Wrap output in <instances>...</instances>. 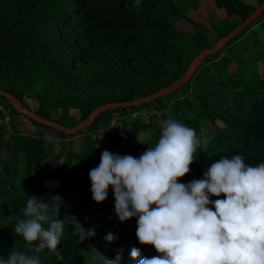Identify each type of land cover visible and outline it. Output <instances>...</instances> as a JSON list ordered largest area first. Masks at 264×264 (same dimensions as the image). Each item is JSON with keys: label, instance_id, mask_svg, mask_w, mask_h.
<instances>
[{"label": "trees", "instance_id": "obj_1", "mask_svg": "<svg viewBox=\"0 0 264 264\" xmlns=\"http://www.w3.org/2000/svg\"><path fill=\"white\" fill-rule=\"evenodd\" d=\"M214 2L227 19L209 26L217 33L211 42L206 28L188 14L190 8H198L197 0H140L139 7L136 0H0V87L38 116L74 127L103 104L132 101L172 84L195 56L213 47L258 8L246 0ZM262 19L264 12L207 56L181 87L190 91L175 100L173 109L179 122L195 129L201 147L190 172L178 182L203 178L209 165L221 157L239 154L250 166L264 162V60L251 54L252 48L262 44L248 37L257 34L253 28ZM183 22L195 31L181 29ZM233 63L236 66L230 70ZM181 88L139 106L107 110L74 134L31 121L61 137H72L108 122L115 111L127 116L130 110L153 108L164 116L165 97ZM156 120H137L131 126L127 119L123 121L140 155L161 135ZM149 128H154L152 143L139 142L137 135ZM77 156L70 152L69 161ZM62 157L52 138L14 133L0 123V260H6L10 252H22L39 257L40 264H103L102 257L112 259L122 250L120 264H139L140 259L160 255L154 246L139 243L136 217L121 222L114 208H103V202L92 199L89 176H75L82 188L65 178L53 184ZM57 195L62 198L59 219L75 216L85 229L95 227L96 232L81 242L72 224H66L57 249L63 260L47 248L35 252L33 243L14 231L16 218L27 219L24 209L29 197L47 202L51 217L57 218L59 202L52 199ZM223 198L224 194L210 196L213 201ZM209 207L214 210L213 205ZM102 210L112 224L110 230L101 223ZM9 214L14 219L5 222ZM109 232L117 237L112 242L104 240ZM133 248L139 249L136 258L130 255Z\"/></svg>", "mask_w": 264, "mask_h": 264}, {"label": "clouds", "instance_id": "obj_2", "mask_svg": "<svg viewBox=\"0 0 264 264\" xmlns=\"http://www.w3.org/2000/svg\"><path fill=\"white\" fill-rule=\"evenodd\" d=\"M200 147L195 129L176 119L163 120L158 141L139 157L107 149L101 153L99 165L89 172L92 199L97 204L105 201L111 186L120 221L137 218L139 243L154 246L160 254L140 259L139 264H264V162L250 166L239 154L221 157L203 178L178 182L190 172ZM221 194L225 198L210 199ZM52 199L59 202L57 218L51 217L47 202L29 197L27 219L16 218L14 231L33 243L35 252L47 248L63 260L57 249L66 224H72L81 242L96 232L95 227L85 229L75 216L59 219L62 198ZM13 219L5 216V222ZM116 238L109 232L104 240ZM122 255L121 250L112 259L104 256L103 264H120ZM130 255L138 257L139 249L133 248ZM0 264H40V260L10 252Z\"/></svg>", "mask_w": 264, "mask_h": 264}, {"label": "rangeland", "instance_id": "obj_3", "mask_svg": "<svg viewBox=\"0 0 264 264\" xmlns=\"http://www.w3.org/2000/svg\"><path fill=\"white\" fill-rule=\"evenodd\" d=\"M197 1L199 2L198 8H190L188 10V14L192 18L200 22L203 28H206L208 38L211 40V42H214L217 38V33L210 30L209 26L214 22H219L223 19H227V14L216 7L214 0ZM246 1L252 4L253 6L259 7L256 0ZM180 28L190 32L195 31L194 27L189 22L181 23ZM253 30L257 32V36L249 35V39L253 41L254 37H256V39H258V41L262 44V47L259 49L252 48L251 54H255L256 58H261L262 60H264V19H262L261 22L253 28ZM223 55H228V52L224 51ZM259 63H261V60ZM235 66L236 64L233 63L229 67V69L233 70ZM253 67H255V64L252 65V68ZM189 91L190 89L186 86L184 88H181L179 92L173 94L172 96L165 97L164 116H161L162 112L157 111L153 108H141L137 111L130 110L128 112V115L124 116L123 119H127V122L130 124V126L134 124L137 120L143 123H148L151 120L155 121V119H157L156 121L158 122V126L156 125L155 127H159L161 129V122L163 120L170 118L178 120L176 113L173 109V105L176 99L186 96ZM115 113L117 112L112 113V115H114ZM0 123L7 125L9 130L14 133H20L25 135H45L54 140L55 151L63 153V157L59 161L60 170L51 179V182L55 185H59L60 180H63L65 178L69 180V183H73L76 188H79V186L80 188H82L83 186L81 187L79 181L77 180V178H75V176L79 174L89 176L90 170L99 165L101 153L105 149L112 153L120 154L122 156L125 154L132 155L133 157L140 156L139 148L135 147L130 139L125 142L118 137H112L110 135H107L102 140L99 139V130L105 124H107V122H99L95 128L87 130L83 134H77L72 137H61L57 132L39 126L35 122L31 121V119L25 116L24 114H16L9 101L1 95ZM153 133L154 128L143 130L137 135V140L145 144H150L153 140ZM94 137H96L97 139H93ZM130 147L132 148L129 151ZM72 151L78 154V156L75 159L69 161L70 152ZM89 188L91 189V181L89 184ZM114 204L115 200L113 190L111 186H109L108 196L106 200L103 201V208H114ZM101 219V223L104 228L106 226V229L109 228L110 230L112 224L107 219L103 210L101 214Z\"/></svg>", "mask_w": 264, "mask_h": 264}, {"label": "water", "instance_id": "obj_4", "mask_svg": "<svg viewBox=\"0 0 264 264\" xmlns=\"http://www.w3.org/2000/svg\"><path fill=\"white\" fill-rule=\"evenodd\" d=\"M264 12V2H262L257 10L251 14L248 18L244 20L243 23H241L238 27H236L234 30L229 32L227 35L224 37L220 38L216 44L213 47L210 48H205L203 49L195 58L192 60L191 64L189 65L187 71L185 74L173 82L172 84L161 88L160 90L153 92L149 95L142 96L140 98H136L132 101H124V102H115V103H107L103 104L97 108H95L89 115V118L77 124L74 127H67L61 123H58L56 121H53L51 119H47L41 116H38L35 112L30 110L29 108L19 105L20 103L17 101V99L9 92L3 90L0 87V95L5 97L9 103L11 104L12 107H14L16 110H18L21 114H24L28 118L35 120L37 122H40L42 124L48 125L56 130L62 131L66 134H74L80 130H84L88 128L89 126L92 125L94 120L96 119L97 116L102 114L103 112L110 110V109H115V108H130L133 106H139L144 103H147L149 101L155 100L157 98L166 96L170 94L171 92L177 90L178 88H181L187 82L189 81L190 77L194 73V71L197 69V67L201 64V62L209 55L215 54L218 50H220L224 45H226L233 37L238 35L242 30H244L249 24H251L253 21L258 19L261 14Z\"/></svg>", "mask_w": 264, "mask_h": 264}, {"label": "built area", "instance_id": "obj_5", "mask_svg": "<svg viewBox=\"0 0 264 264\" xmlns=\"http://www.w3.org/2000/svg\"><path fill=\"white\" fill-rule=\"evenodd\" d=\"M117 112V111H115ZM114 113V112H113ZM124 116L117 112L114 115L111 116L107 124H105L102 128L99 130V139H104L107 135H110L112 137H118L121 140L127 142L129 140L128 134L125 132L124 129ZM123 119V120H122ZM93 139H97L94 137Z\"/></svg>", "mask_w": 264, "mask_h": 264}]
</instances>
